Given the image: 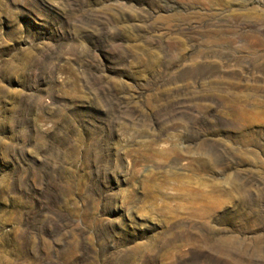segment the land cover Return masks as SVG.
Listing matches in <instances>:
<instances>
[{
  "label": "rangeland",
  "instance_id": "1",
  "mask_svg": "<svg viewBox=\"0 0 264 264\" xmlns=\"http://www.w3.org/2000/svg\"><path fill=\"white\" fill-rule=\"evenodd\" d=\"M0 264H264V0H0Z\"/></svg>",
  "mask_w": 264,
  "mask_h": 264
}]
</instances>
